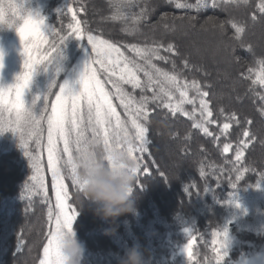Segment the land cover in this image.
I'll return each mask as SVG.
<instances>
[{
    "label": "trees",
    "instance_id": "obj_1",
    "mask_svg": "<svg viewBox=\"0 0 264 264\" xmlns=\"http://www.w3.org/2000/svg\"><path fill=\"white\" fill-rule=\"evenodd\" d=\"M22 2L25 12L37 11L39 16L45 18V24L54 30V34L47 36L48 43L41 46L40 54L50 51L52 43L60 50L59 56L51 64L46 68L44 65L36 66L33 72L28 85L31 95L25 94L28 97L25 107L34 114L38 115L44 107L46 95H49L48 112L51 111L55 93L63 79L72 73L76 57L83 49L88 34L116 44L129 60L138 64L144 62L125 45L136 44L143 48L171 44L174 52H165L161 48L160 55L167 59H153L152 63L163 71L178 75L181 82L186 81L189 84L188 98L194 100L192 104H182L184 112L189 115L183 112L173 114L164 107L168 102L166 97L152 101L153 93L147 87L141 91L133 89L130 84L121 85L136 100L141 96L149 97V118L140 121L148 128L147 150L134 153L140 164L133 192L135 211L105 220L95 214V205L87 201L79 203L78 206H83L85 210L91 209L94 214V218L83 219L78 224L83 214L77 208L73 220L75 234L84 245L82 264H120L125 251L134 245L140 247L150 264H217L222 237H214L213 233L224 229L227 230V256L219 264H233L256 251L264 252V85L259 82L260 76L264 75L261 73L264 52L261 48L254 50L252 38L248 34L250 25L264 29V13L257 7L261 0H247V3L244 0H216L215 4L213 0H201L199 6L197 0ZM177 2L189 7L177 8ZM3 3L6 7L8 0H3ZM69 7L73 12L68 11ZM91 7L98 9L96 13ZM73 14L76 20H73ZM113 15L117 19L109 18ZM127 15L133 17L132 21L126 18ZM98 16L107 19L99 21ZM77 22L81 29L80 40L76 39L73 32ZM160 23L174 28L190 24L196 31L220 30L222 39L231 47L234 46L232 68L238 81L234 84L233 93L244 95L242 101L234 102L229 107L218 97V88L210 83V76L202 74L191 63L189 56L183 55V52H189L179 44L181 37L177 36V30L149 33L154 24ZM234 23L244 31L237 34ZM11 30L14 27L0 24V36H9ZM60 37H68L62 45L59 43ZM92 56L93 67L99 70L100 66L94 63L96 57ZM23 61L24 56L21 54L15 61L13 71H10L13 83L24 70ZM38 75L47 76L50 83L39 85L36 80ZM137 75L142 83L146 82L143 72ZM105 76L102 70L98 71V78L104 82L106 90L113 92V85L105 80ZM193 81L199 84L201 93L208 92L204 99L213 113L209 118L211 122L201 117V96L191 87ZM155 87L158 91L159 85ZM171 92L172 103L180 102L179 92L174 89ZM112 100L121 119L127 122L128 117L119 100L115 96ZM225 123L229 124L227 130L223 129ZM195 124H202L203 127H194ZM42 126L45 143L46 123ZM127 126L129 134L134 135L130 122ZM162 127H165L166 134L171 135L170 140L177 142L170 148L180 153L183 159L190 160L185 168L168 170L159 161V155L168 154L167 149H159L155 143L156 129ZM205 127L211 135L203 131ZM245 132L249 133L247 137ZM88 135L91 136L90 133ZM134 143L138 144V141ZM226 144L229 145L228 152L224 151ZM238 150L243 152L239 161L236 159ZM27 151L36 152V145L31 140ZM41 160L48 201L54 206L55 196L51 191L46 151L41 153ZM172 161L169 159L167 162L171 165ZM3 162L14 168L12 173H6V181L10 183L0 188V264H40L39 254L46 235L41 233L40 223L33 230L36 237H30L32 231H27L26 224L33 221L37 223L39 214L43 215L40 219L46 218L48 203L41 192L31 190L33 182L30 177L33 171L30 161L20 144L19 133L10 129L0 133V163ZM63 172L72 192L80 195L76 186L71 184L68 170ZM238 175L239 180L236 178ZM151 190H155V193L149 197ZM71 200L75 202L69 197ZM122 216L126 218L125 221H121ZM111 228L112 234L109 232ZM186 229H190V232H186ZM127 244H130L129 247ZM219 255L222 256V252ZM22 256V260L18 259Z\"/></svg>",
    "mask_w": 264,
    "mask_h": 264
},
{
    "label": "snow or ice",
    "instance_id": "obj_2",
    "mask_svg": "<svg viewBox=\"0 0 264 264\" xmlns=\"http://www.w3.org/2000/svg\"><path fill=\"white\" fill-rule=\"evenodd\" d=\"M200 2L201 0H197L198 6ZM215 2L216 0H213V4ZM244 3H247V0H244ZM176 7L184 8L189 5L177 2ZM257 7L264 13V0H261ZM68 11L73 12V9L69 7ZM72 18L76 20L75 14ZM0 24L15 28L24 56V70L16 77L15 83L8 87H0V133L10 129L20 135V144L25 150V155L28 157L33 171V175L30 177L33 182L31 190L41 192L45 202L48 203L49 231L47 243L43 246L44 257L40 260V264H58L56 258L57 234L62 228L71 230L72 222L76 216V209L72 208L69 203V188L65 184L66 177L63 172L65 169L68 170L71 184L76 186L73 178L74 169L71 165L73 146L78 149L80 143L89 138L88 133H90L91 138L101 141L106 148H110L114 141H125L126 145L124 146L137 161L138 157L134 153L147 150L145 145L148 142L146 135L148 128L140 121H147L149 118L147 111L149 97L141 96L139 100H136L135 97L125 92L121 85L130 84L133 89H141V91L147 87L153 93L152 101L166 97L168 102L164 104V107L173 114L183 112L184 115H189L184 112L182 104L184 102L192 104L194 100L188 98L189 84L186 81L181 82L178 75L163 71L152 63L153 59L166 60L165 56L160 55V49L163 48L165 52H174L171 44L166 47L158 45L157 47L143 48L136 44L125 45L129 51L135 53L144 62L138 64L129 60L116 44L88 34V43L96 57L94 63L98 64L99 70L106 74L105 80L112 83L114 91L106 90L104 82L98 78L99 70L94 69L88 59L79 76V90L74 91L66 82L60 84L59 92L55 94V100L51 102V111L48 112L49 95H46L44 107L38 115L34 114L30 108L25 107L24 91L30 83L36 66L44 65L46 68L60 54L55 43L50 45V51L40 54L41 46L48 43L47 36L54 34V30L45 24L44 17L25 12L22 0H8L6 7L3 0H0ZM233 27L237 34L244 31L235 23ZM73 32L76 39L80 40L79 22L73 28ZM67 38L60 37V45ZM138 72H143L146 77L145 83L141 82L137 75ZM261 73H264V67H262ZM259 82L264 85V75L260 76ZM155 85H159L158 91ZM191 87L196 89L201 96L199 103L202 119L211 122L209 118L213 113L204 99L208 96V92L201 93L200 86L195 81L191 83ZM171 89L179 92L180 102L172 103ZM113 96L119 100L120 106L125 110V115L128 117L127 122L122 120L120 113L117 112V108L113 104ZM129 122L134 129V135L129 134L127 126ZM43 123H46V144L43 143ZM193 126L203 127L202 124ZM228 128L229 124L225 123L223 129L227 130ZM203 131L211 135L206 127L203 128ZM244 135L247 137L249 133L245 132ZM30 140L36 145L35 153L27 151ZM134 141H138V144ZM241 143L244 144L243 141ZM120 146L117 144V147ZM43 151L47 152V171L51 174V191L55 196L54 206L48 201V188L45 185L44 167L41 160ZM224 151H229V145L224 146ZM242 155L243 152L238 150L237 161L241 159ZM139 170L140 164L138 163ZM236 178L239 180L240 176L238 175ZM185 231L190 232V229ZM213 236L222 237L219 249L222 256L218 252L217 257V264H219L220 260L227 256L225 251L227 230L215 232Z\"/></svg>",
    "mask_w": 264,
    "mask_h": 264
},
{
    "label": "rangeland",
    "instance_id": "obj_3",
    "mask_svg": "<svg viewBox=\"0 0 264 264\" xmlns=\"http://www.w3.org/2000/svg\"><path fill=\"white\" fill-rule=\"evenodd\" d=\"M91 9L92 11H94V13H96V11L98 10L96 7L93 8L91 7ZM32 14L36 15L38 13L37 11H33ZM114 16L115 15L109 18L117 19V16L115 17ZM126 18L132 21L133 17L127 15ZM98 19L99 21H104L107 18H105V16H98ZM174 29L175 31L176 30L178 31L177 36L181 37V38L179 37L180 38L179 44L181 45V47L183 49L184 48L188 49L189 54L183 52V55L189 56V58L192 60L191 63H193V65L196 66V68L201 70L202 74L205 73L210 76L211 78L210 83L214 85L216 88H218L217 90V95H219L218 97L222 98V100H224L228 106L234 102L240 103L242 101L241 98L245 96L244 95L239 96L237 93H233L235 91L234 84H236L235 82L238 81V79L236 78L235 71L232 68L233 67L232 59L235 57V53H234L235 51L233 50L234 46L231 47V45L228 42L222 39L221 36L223 35V33L219 32L220 30L196 31L195 28H193V26L190 24L187 25L182 24L174 28V26H168L162 23H160L159 25L154 24L149 29V33L150 34H154V32L157 33L159 32V34L167 33L173 31ZM248 34L252 38L254 50H256L257 48H261L262 52H264V29L256 25L255 26L250 25ZM21 54H23L22 45L19 36L15 31V28L9 36H5V35L0 36V87H8L14 84L10 76V71L11 72L13 71V66L16 63L15 61H17V59ZM92 55L95 54L92 52L91 45L88 43V40L86 39L83 49L79 52V55L76 57L75 67L72 73L69 74L66 78H64L61 84L66 82L68 86L71 87L74 91H78L80 87L78 83L79 76L81 72L84 70V66L87 63L88 59L93 67L92 61L94 56ZM36 80L38 81L39 85H41L42 83L48 85V83H50L48 82L49 79L47 78V76L44 78L42 75L41 76L38 75ZM28 89L29 88L27 87L24 91V96H23L24 102L25 99H28L27 95L28 96L31 95V93H28ZM58 92L59 89L56 91V93ZM26 93L27 95L25 96ZM54 100H55V96L53 101ZM167 126L168 124H166V127ZM156 132H157V137L155 138L156 145L158 146L159 149L164 147L165 149H167V153H168L165 155L164 154L159 155L158 156L159 161H162L163 165L168 170H171V168L173 170L174 169L177 170L183 168V166L185 168L190 160L183 159L180 153H177L171 149L172 148L171 145L173 144L175 145V143L177 142H172L170 140L171 135L165 133V127H162L161 129L160 128L156 129ZM45 144H46V140H45ZM46 157H47V152H46ZM169 159L171 161L174 160L172 161L171 165H169L167 162ZM13 168L14 167H12L9 163H5V162L0 163V188L3 186H7L10 183V181H6L7 179L6 173H12ZM65 183L69 188V197H72L75 200V202H73L72 200L69 201L71 207L75 208L76 210L78 208V210L83 214L82 219L81 221L79 220L80 222H78V224L81 223L83 219L90 220L94 218V214L90 211L91 209L85 210L83 206H78V204L81 203L80 202L81 196L72 192L70 188V184L67 181ZM154 193L155 190H151L148 196L151 197L153 196ZM158 198L160 200V197ZM171 199L173 200L174 197L172 196ZM42 216H43L42 214L41 215L39 214V217L36 218L37 223H34V221L31 224L27 223L26 228L28 232L32 231L29 234L30 237H32V235H34L33 237H36V234H33L34 233L33 230H35V227L37 225L39 226L41 223L40 230L42 234L46 235V239L44 243L46 244L47 233L49 231V223L47 217L46 218L43 217V220L40 219ZM123 217L124 216L120 218L122 219L121 221L126 220V218ZM71 228L74 230L73 222ZM113 228L110 229L109 231L110 234L113 233ZM129 245L130 244H127L126 246L129 247ZM43 246L39 254L40 260L43 259L44 257ZM18 259L22 260L23 256ZM233 264H264V252L256 251L250 257L241 258L238 261L234 262Z\"/></svg>",
    "mask_w": 264,
    "mask_h": 264
},
{
    "label": "clouds",
    "instance_id": "obj_4",
    "mask_svg": "<svg viewBox=\"0 0 264 264\" xmlns=\"http://www.w3.org/2000/svg\"><path fill=\"white\" fill-rule=\"evenodd\" d=\"M124 145L126 142L119 140L106 148L101 141L89 137L78 149L73 146L71 165L81 204L87 201L95 205V214L105 220L135 211L133 192L138 162ZM56 252L58 264H82L84 245L72 228H62L57 234ZM120 264L150 262L140 247L134 245L125 251Z\"/></svg>",
    "mask_w": 264,
    "mask_h": 264
}]
</instances>
